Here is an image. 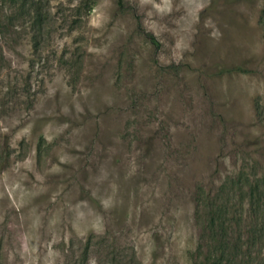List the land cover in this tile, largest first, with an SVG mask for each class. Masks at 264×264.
Listing matches in <instances>:
<instances>
[{"label":"rangeland","instance_id":"1","mask_svg":"<svg viewBox=\"0 0 264 264\" xmlns=\"http://www.w3.org/2000/svg\"><path fill=\"white\" fill-rule=\"evenodd\" d=\"M122 2L0 0V264H196L264 169V0Z\"/></svg>","mask_w":264,"mask_h":264},{"label":"trees","instance_id":"2","mask_svg":"<svg viewBox=\"0 0 264 264\" xmlns=\"http://www.w3.org/2000/svg\"><path fill=\"white\" fill-rule=\"evenodd\" d=\"M117 3L123 5L122 0ZM259 23L264 31V9ZM145 35L158 46L152 34ZM231 186L224 199L213 197L198 206L196 215L202 220L204 244L198 247L201 260L196 264H249L253 248L264 238V169L259 173L241 171ZM240 253L247 258L243 263Z\"/></svg>","mask_w":264,"mask_h":264}]
</instances>
